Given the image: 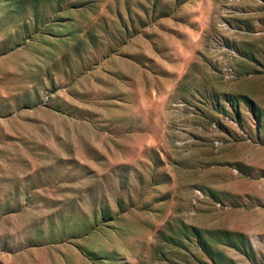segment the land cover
Returning <instances> with one entry per match:
<instances>
[{"label": "rangeland", "instance_id": "rangeland-1", "mask_svg": "<svg viewBox=\"0 0 264 264\" xmlns=\"http://www.w3.org/2000/svg\"><path fill=\"white\" fill-rule=\"evenodd\" d=\"M0 264H264V0H0Z\"/></svg>", "mask_w": 264, "mask_h": 264}]
</instances>
